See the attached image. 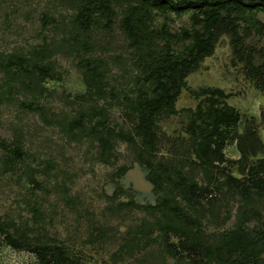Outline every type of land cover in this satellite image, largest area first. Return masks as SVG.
<instances>
[{"label":"trees","instance_id":"16d2710c","mask_svg":"<svg viewBox=\"0 0 264 264\" xmlns=\"http://www.w3.org/2000/svg\"><path fill=\"white\" fill-rule=\"evenodd\" d=\"M73 3L64 44L69 53L80 54L76 67L85 90L70 102L82 104L88 98L91 103L77 105L68 116L38 104L37 99L46 95L44 81L59 78L50 59L57 47L42 42L24 52L0 54V105L15 100L18 108L36 113L44 125L57 127L68 141L86 138L95 142V160L100 163L115 161L117 142L132 150L134 161L146 170L144 177L155 197L146 203L127 198L116 201L114 206L141 210L152 219H143L136 229L137 235L123 240L118 250L142 248L159 238L168 256L184 253L193 264H264V217L252 206V199L264 194V155L248 159L263 144L249 123L242 134L233 136L237 157L226 158L222 150L240 118L238 111L226 102L231 94L211 86L194 90L184 80L202 58L211 54L219 35L226 34L233 56L242 63V73L263 95L259 114L264 117V45L254 46L245 40L250 33L264 34V22L256 17L257 13L264 14V0H73ZM183 15L187 16V25L171 30L170 22ZM115 22L127 41V59L134 69L124 87L109 84L110 61L91 55L93 47L86 39L91 28L109 31ZM45 24L44 16L42 27ZM113 59L119 63L123 60L119 55ZM181 89L196 102L193 107L179 109L187 113L184 130L190 138L193 157L178 163L158 158L156 121L161 114L177 112L174 103ZM20 93L28 97L17 98ZM98 100L116 102L129 125L121 127L110 122L107 106L98 105ZM0 149L4 153V172L25 156L19 134L8 144L0 140ZM40 163L43 173L55 168L52 160ZM184 166L198 169L202 182L189 177L183 171ZM226 166H235L241 177L230 174ZM127 169L119 165L111 177L118 179ZM23 171L32 187L42 189L34 178L36 167L25 164ZM220 188L232 190L238 196L235 222L230 228L206 234L200 218L213 215L211 193ZM61 189L67 191L64 185ZM124 192L116 183L107 198L114 201ZM29 211L35 223L41 219L36 206L30 205ZM225 218L227 215L221 220ZM249 221L256 225L247 227ZM32 231L33 227L27 223L0 217V244L31 253L34 264H82L79 257L52 238L31 239ZM153 232L155 237H151Z\"/></svg>","mask_w":264,"mask_h":264},{"label":"rangeland","instance_id":"374dc122","mask_svg":"<svg viewBox=\"0 0 264 264\" xmlns=\"http://www.w3.org/2000/svg\"><path fill=\"white\" fill-rule=\"evenodd\" d=\"M73 12V0H0V54L24 52L42 42L57 47L50 59L59 78L44 81L46 95L38 98L37 102L50 111L65 116L70 115L77 105L91 103L88 98L82 104H78V101L70 102L85 90L80 71L76 67L80 54L69 53L64 44V38L68 34V21ZM44 16L46 24L42 27ZM256 17L264 22V14L257 13ZM187 23V16L183 15L174 18L170 22V28L175 30ZM86 39L93 47L91 55L110 61L107 74L109 84L124 87L134 69L127 59V41L118 30L116 22L109 31L91 28ZM245 40L254 46L264 45V34L250 33ZM117 55L123 58L120 63L113 59ZM255 62L258 63L259 59L256 58ZM184 80L186 86L194 90L211 86L231 94L226 102L238 111L240 118L236 127L230 130L229 139L222 150L226 158L237 157L233 136L242 134L249 123L263 147L257 148L254 155L249 154L248 159L252 161L255 157L264 155V117L259 114L263 95L242 73V63L233 56L226 34L219 35L211 54L202 58L198 67ZM25 97L28 95L17 94L19 99ZM195 102L185 89H181L174 103L177 112L171 115L161 114L157 118L159 159L182 163L185 158L193 157L190 138L184 130L187 113L179 109L193 107ZM97 104L107 106L110 122L121 127L129 125L116 102L109 104L105 100H98ZM18 134L25 156L6 172L2 171L4 153L0 149L1 218L19 224L27 223L33 227L31 239L52 238L68 252L79 257L82 264H193L184 253L176 257L168 256L159 238L147 242L142 248L118 250L123 240L137 235L136 229L143 219L152 218L138 209H118L114 206L115 202L132 198L135 202L146 203L153 201L155 197L152 192L132 187V180L125 176L118 179L111 177V173L119 165H125L129 170L134 169L133 152L124 143L117 142L114 146V162L100 163L95 160V142L86 138L68 141L57 127L44 125L36 113L18 108L15 100L4 102L0 105V140L8 144ZM43 160H52L55 168L48 173L41 172L43 164L40 161ZM25 164L37 168L34 178L42 189L34 188L27 182L23 171ZM224 168L235 177H241L235 166ZM135 169L145 176L146 170L141 166L138 165ZM183 171L197 182H202L198 169L184 166ZM116 183L125 192L112 201L107 197ZM61 185L67 188L66 192L61 189ZM211 195L214 196L211 210L213 215L205 214L200 218L206 234L230 228L235 222V211L239 203L238 196L232 190L220 188L212 190ZM30 205L36 206L42 214L36 223L31 218ZM252 206L264 217V194L253 198ZM225 215L227 218L222 221ZM246 225L251 227L256 224L249 221ZM155 235L156 232H153L151 237ZM34 263L31 253L0 244V264Z\"/></svg>","mask_w":264,"mask_h":264},{"label":"water","instance_id":"95a60500","mask_svg":"<svg viewBox=\"0 0 264 264\" xmlns=\"http://www.w3.org/2000/svg\"><path fill=\"white\" fill-rule=\"evenodd\" d=\"M133 168H138V164L135 162ZM129 170L127 169L122 176L132 180V187L137 190H145L146 192H151V184L145 179L143 173H140L138 170Z\"/></svg>","mask_w":264,"mask_h":264}]
</instances>
